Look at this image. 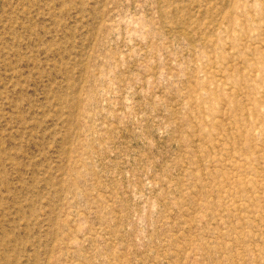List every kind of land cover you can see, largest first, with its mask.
Returning a JSON list of instances; mask_svg holds the SVG:
<instances>
[{"label": "rangeland", "instance_id": "1", "mask_svg": "<svg viewBox=\"0 0 264 264\" xmlns=\"http://www.w3.org/2000/svg\"><path fill=\"white\" fill-rule=\"evenodd\" d=\"M0 264H264V0H0Z\"/></svg>", "mask_w": 264, "mask_h": 264}]
</instances>
